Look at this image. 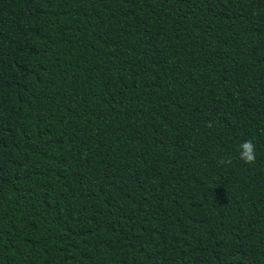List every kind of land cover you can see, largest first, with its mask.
<instances>
[{
  "label": "trees",
  "instance_id": "trees-1",
  "mask_svg": "<svg viewBox=\"0 0 264 264\" xmlns=\"http://www.w3.org/2000/svg\"><path fill=\"white\" fill-rule=\"evenodd\" d=\"M0 264H264V0H0Z\"/></svg>",
  "mask_w": 264,
  "mask_h": 264
},
{
  "label": "clouds",
  "instance_id": "clouds-1",
  "mask_svg": "<svg viewBox=\"0 0 264 264\" xmlns=\"http://www.w3.org/2000/svg\"><path fill=\"white\" fill-rule=\"evenodd\" d=\"M240 159L247 164H254L256 161V146L253 140L249 139L240 145Z\"/></svg>",
  "mask_w": 264,
  "mask_h": 264
}]
</instances>
